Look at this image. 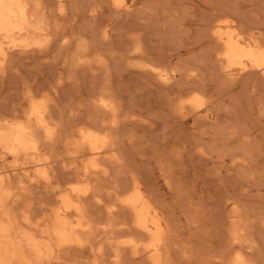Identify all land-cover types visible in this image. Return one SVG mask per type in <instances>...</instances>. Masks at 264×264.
Listing matches in <instances>:
<instances>
[{"label":"rangeland","instance_id":"obj_1","mask_svg":"<svg viewBox=\"0 0 264 264\" xmlns=\"http://www.w3.org/2000/svg\"><path fill=\"white\" fill-rule=\"evenodd\" d=\"M42 1L50 6V11L57 7V0ZM52 1L56 6L52 7ZM108 1L64 0L70 19L59 25L61 28L67 26L64 27L71 35L67 37L72 48L84 46V43L88 51L84 59L87 57L89 65H85L81 73L60 71L68 54L56 49L59 43L54 45L52 37V43H48L49 36L46 41H43L45 37H39L43 45H31L33 57H19L21 47L9 52L12 55H8V67L3 76L7 83L0 82V122L14 120L13 123L19 121L15 124L18 125L22 119L24 123L22 115H26L33 104H40L41 111H46L50 122L55 121V124L51 126L53 139L43 132L50 141L36 130L40 137L37 140L35 135L39 149L42 145V156L37 157V161L42 159L43 164L35 160L31 166L26 163L29 159L25 161L24 158L19 161L21 164H16L0 147V155L5 157L0 162L1 167L8 175V183H12H9L11 188L7 183L12 195L9 194L10 199L3 197L4 200L8 198L9 206L4 203L7 210L3 208L2 215L5 218L7 213L4 212L10 209L8 215L14 217H7L16 220L17 227L20 222V228L28 229L26 223H31L30 220L29 228H35L38 222V226L45 225L50 214L61 208L60 196L72 188L71 194L77 191L73 194L75 197L72 195L73 200L77 199L76 203L85 210V220H71L83 242L79 239V244L59 247L52 241L56 250L50 264H236L235 261L237 264H264V82L259 75L247 77L248 72L228 80L219 68L216 59L219 47L210 30L214 23L223 28L228 23L238 32L260 37L264 43V0H123L130 8L119 9L111 8ZM76 35L82 38L76 43L79 46L75 45ZM18 39L16 44H22ZM23 42L33 43L30 39ZM45 45H49L46 49L51 52L43 56L40 51L45 50L42 49ZM93 48H97L96 52L91 50ZM89 66L96 72H89ZM148 68L163 70L162 73L172 79H169L168 88L147 75L145 69ZM63 77L66 81L73 77L78 80L73 78L67 83ZM27 80L29 84L25 85ZM55 80L60 81V86ZM106 83L110 89H106L107 93L102 89L103 92L112 94L114 89L116 95L102 92V99H97ZM194 96L200 98L199 107L189 104ZM95 98L100 100L103 110L107 111L108 106L115 109L104 112L98 102L93 101ZM182 99L185 104L188 101L186 117L179 109ZM47 112L53 116L51 119ZM80 129H91L101 136L99 146L102 145L103 151L100 150L102 155H97L96 160L100 161L96 164V160L93 164L89 161L91 157L94 159L89 151L85 155L88 148L85 150L83 143H79L82 138L78 141L82 137ZM78 144H81L80 151L84 148V153L77 150ZM45 164L46 177L52 179L49 180L52 186L44 182L45 176H40L43 173L35 175L36 181L25 176V169L34 173L39 165ZM19 166L26 167H21V171ZM135 185L149 200L151 213L156 210L153 215L158 214L161 219L163 230L158 238L142 234L135 226L134 212L124 205ZM230 236L236 239L241 236V243L237 246L238 240H231Z\"/></svg>","mask_w":264,"mask_h":264},{"label":"bare ground","instance_id":"obj_2","mask_svg":"<svg viewBox=\"0 0 264 264\" xmlns=\"http://www.w3.org/2000/svg\"><path fill=\"white\" fill-rule=\"evenodd\" d=\"M42 0H0V75H1V79H0V82H2L1 84H3L4 82V75H6L5 73V67H8L6 65H8L7 63V60H8V57L11 56L9 55V52L10 50H16V48H19L20 47L22 49V51L19 50V53H18V56H22L23 58L25 59H28V57L32 54H34L32 52V48H31V45L33 46H39L40 44L43 45V42L40 43L39 42V37H45L43 39V41H46V38L48 39V36L51 38H53V44L55 45L59 43V45L56 47V49H58L61 53H67L66 55L68 56V59L67 60H63L62 59V62L64 61V66H62L60 68V71L63 73V72H67V71H71L72 74L76 75L78 72L80 71H84V69L86 68L88 64V59L87 57L84 59V57L87 55L88 51H87V47H84L86 46L84 43L83 45L84 46H81V47H84V48H81V47H73V45H70V40L68 39L67 37V34L65 29L66 27H63L61 28V26L59 25V23H61L62 21H66L68 19H70L69 17H67V14H66V4L64 2V0H57V7H54L56 9H52L51 11L48 10L50 8L46 6L45 2H41ZM85 0H83L84 2ZM110 1V4H111V8H115V9H119V8H130L128 5L125 4V2L123 0H109ZM109 1L107 3H109ZM55 2V1H54ZM88 2V1H86ZM53 3V1L51 2ZM71 3V2H70ZM69 3V4H70ZM75 3V2H74ZM74 3H71V4H74ZM98 3V2H96ZM102 3V2H101ZM68 4V5H69ZM53 5H55V3L52 4V7ZM85 5H88V4H85ZM56 6V5H55ZM91 6V5H90ZM96 5H94L95 7ZM105 6V5H104ZM89 7V6H88ZM97 8V6H96ZM95 8V9H96ZM102 8V7H101ZM133 8V7H131ZM98 9H99V6H98ZM114 9V10H115ZM124 10V9H123ZM90 11H91V8H90ZM94 11V10H93ZM117 11V10H115ZM225 11V10H224ZM118 12V11H117ZM103 13V12H101ZM75 14V13H73ZM72 15V14H71ZM78 15V14H77ZM91 15V14H90ZM89 15V16H90ZM98 15V14H97ZM115 15V14H114ZM119 16V15H118ZM74 17V16H73ZM77 17V16H75ZM93 17V16H92ZM101 17V16H100ZM72 19V18H71ZM75 20V18H73ZM218 20V19H217ZM215 22V20H214ZM217 22V21H216ZM63 23V22H62ZM65 23V22H64ZM67 23V21H66ZM102 23V22H101ZM101 23H98L99 25ZM97 24V26H98ZM149 24V23H148ZM216 23H214V25H212L210 27V30L212 31V36L214 41L216 40L217 42V46L219 47V50H218V57L216 55V59L218 60L219 64H220V67L221 70L224 72L223 75H225L227 77L228 80H235V78H237V76H239V74L241 73H249V76L247 75V77L249 78H252L250 76H255V75H259V77L262 79V82H264V43H263V40H260L259 38H257L255 35H249L247 33L248 36H254V37H248L246 35V33H242L241 32H238L234 27L233 25L231 24H228L227 23V26L226 27H221L220 25H215ZM52 25H54V28H52ZM60 26V27H59ZM69 26V25H68ZM81 27V26H80ZM102 27V25H101ZM72 28V27H71ZM104 28V27H103ZM113 28V27H112ZM75 29V28H74ZM106 29V28H105ZM67 30V29H66ZM100 30V29H99ZM98 30V31H99ZM104 30V29H103ZM71 31V29H70ZM76 30H73V32H75ZM102 32V31H100ZM71 33V32H70ZM76 33H79V32H76ZM91 33V32H90ZM104 33V32H103ZM108 33V32H107ZM73 34V33H72ZM83 34V33H82ZM98 34V32H97ZM246 36H245V35ZM69 35V34H68ZM74 35V34H73ZM81 35V33H80ZM132 35V34H131ZM261 35V34H260ZM71 36V35H69ZM78 37L77 41L78 42H75V45L79 46V39L81 40L82 38H80V36H77ZM85 36H83L84 38ZM100 37V36H98ZM106 37V35H105ZM256 37V38H255ZM264 37V36H263ZM19 38V39H18ZM52 38L50 39L51 41L49 42V39L47 40L48 43H52ZM86 38V37H85ZM84 38V40H85ZM104 38V37H103ZM262 38V37H261ZM17 39L18 41L19 40H22L20 41V43L22 44H16L17 42ZM31 40L33 41V43L31 42V44H29L28 41L27 43L26 42H23L25 40ZM41 39V40H42ZM70 39H73L72 37ZM100 39V38H99ZM101 39H102V36H101ZM263 39V38H262ZM137 40V39H135ZM133 40V41H135ZM139 40V39H138ZM137 40V41H138ZM74 41V39L72 40ZM76 41V40H75ZM83 41V40H82ZM89 41V40H88ZM140 41V40H139ZM81 42V41H80ZM136 42V41H135ZM142 42V40H141ZM47 43V44H48ZM78 43V44H76ZM87 44V43H86ZM91 44V43H90ZM106 44V43H105ZM142 44V43H141ZM148 44V43H147ZM41 45V46H42ZM50 45V44H49ZM49 45H45L43 46L44 48L42 49H45L43 51H40L43 53V56L45 55H49L51 50L50 49H46L47 46ZM82 45V44H81ZM92 45V44H91ZM99 44H97L96 46H98ZM117 45V44H116ZM215 45V44H214ZM88 46V45H87ZM93 46V45H92ZM53 47V46H52ZM51 47V49H52ZM90 48V46H88ZM217 47V48H218ZM36 48V47H34ZM54 48V47H53ZM86 48V49H85ZM88 48V50H89ZM101 48V47H100ZM120 48V47H119ZM138 48V47H137ZM151 48V47H150ZM131 49V48H130ZM129 49V50H130ZM134 49V48H133ZM39 48H37V51H36V54L39 53ZM41 50V48H40ZM91 50H94L91 49ZM97 50V48H96ZM96 50H94L96 52ZM34 51V50H33ZM56 51V50H55ZM122 51V50H121ZM136 51V50H135ZM142 51V50H141ZM156 51V50H154ZM38 52V53H37ZM90 52V50H89ZM98 52V51H97ZM102 52V51H100ZM132 52V51H131ZM138 52V51H137ZM140 52V51H139ZM11 53V52H10ZM92 52H90L91 54ZM99 53V52H98ZM134 53V52H133ZM142 52H140L141 54ZM41 54V53H40ZM54 54V52H53ZM65 54L62 56L64 57ZM89 54V55H90ZM96 54V53H95ZM129 54V52H128ZM139 54V53H138ZM9 55V56H8ZM31 55V56H32ZM39 55V54H38ZM37 55V56H38ZM42 55V54H41ZM56 55H59L60 57V54H58V52H56ZM98 56V55H97ZM205 56V55H204ZM33 57V56H32ZM36 57V56H34ZM57 57V56H55ZM58 57V58H59ZM53 58V57H52ZM67 58V57H66ZM88 58H90V56H88ZM30 59V58H29ZM37 59V58H36ZM35 59V60H36ZM57 58H53V60ZM61 59V57H60ZM59 59V60H60ZM65 59V57H64ZM83 59L87 62L84 63ZM87 59V60H86ZM91 59V58H90ZM21 60V59H20ZM42 60H45L44 58ZM97 60H100V59H96ZM128 60V59H126ZM26 61V60H25ZM90 61V60H89ZM129 61V60H128ZM137 61V60H136ZM54 62V61H53ZM61 62V63H62ZM92 62V61H91ZM112 62V61H111ZM180 62V61H179ZM217 62V61H216ZM93 63V62H92ZM101 63V62H100ZM127 63V62H126ZM132 63V62H131ZM19 64V63H18ZM62 64V65H63ZM86 65V66H85ZM91 65V63H90ZM111 65V64H110ZM129 65V63H128ZM97 66V65H96ZM139 66V65H138ZM147 66V65H146ZM145 66V68H146ZM94 67V65H93ZM136 67V66H135ZM141 67V66H140ZM149 67V66H148ZM154 67V66H153ZM12 68V67H11ZM88 68V67H87ZM132 68V67H131ZM26 69V68H25ZM89 69H91L89 72H93L95 70H93V68H90L89 66ZM88 69V70H89ZM116 69V68H115ZM129 69V68H128ZM127 69V70H128ZM146 72H147V75L150 74L151 76H153L156 80L160 81L164 88H168V84L170 85L172 79L171 78H167L165 74H163V70H158V69H145ZM7 71V70H6ZM168 71V70H167ZM13 72V71H12ZM96 72V71H95ZM94 72V74H96ZM112 72V71H111ZM14 73H16L14 71ZM40 73V72H39ZM58 73V71H57ZM81 73V72H80ZM145 73V71H144ZM165 73V72H164ZM61 74V73H60ZM58 74V75H60ZM63 75V74H62ZM62 75L61 77H59L58 79L61 81V78H62ZM65 75V74H64ZM73 75V76H74ZM79 75V74H78ZM149 75V76H150ZM168 77H169V74H167ZM23 76V75H22ZM81 76V75H80ZM91 76L93 77V73H91ZM97 76V75H96ZM102 76V75H101ZM123 76V75H122ZM45 77V76H44ZM76 77V76H75ZM75 77H73L75 79ZM84 77V76H83ZM89 77V76H88ZM193 77V76H192ZM66 81V78L63 77ZM68 78V77H67ZM67 79L70 81L74 80V79ZM95 78V76H94ZM112 78V77H111ZM124 78V77H123ZM220 78V77H219ZM56 79V78H54ZM102 79V78H101ZM109 79V77H108ZM171 79V80H169ZM195 79V78H194ZM226 79V78H225ZM78 80L77 78L75 79V81ZM94 80V79H93ZM107 80V78H106ZM227 80V81H228ZM249 80V79H248ZM36 80H34L35 82ZM60 81H56L54 83L58 84ZM63 81V79H62ZM69 81H66L67 83ZM247 81V80H246ZM6 82V81H5ZM4 82V83H5ZM25 85L29 84L27 83V81H25ZM30 82V81H29ZM33 82V81H31ZM30 82V84H31ZM38 82V81H37ZM36 82V83H37ZM52 82V83H53ZM74 82V81H73ZM103 82V81H102ZM159 82V83H160ZM7 83V82H6ZM62 83V82H61ZM75 83V82H74ZM73 83V84H74ZM236 83V82H235ZM248 83V82H247ZM23 84V82H22ZM35 84V83H34ZM42 84V83H41ZM77 84V83H75ZM93 84V83H91ZM95 84V83H94ZM93 84V85H94ZM37 85V84H35ZM59 85V84H58ZM92 85V86H93ZM100 85V84H99ZM112 85V84H111ZM110 85V86H111ZM22 86V85H21ZM24 86V85H23ZM60 86V85H59ZM78 86V84L76 85ZM91 86V88H92ZM104 86V84H103ZM101 86V87H103ZM25 87V86H24ZM96 85H94L93 88H95ZM36 88V86H35ZM38 88V87H37ZM44 88V87H43ZM34 89V88H33ZM74 89V88H73ZM106 92V89H110L109 86H107V83L106 85L101 88V95L97 96V99L98 97H101L102 96V92L103 90ZM29 90V89H28ZM167 90V89H166ZM25 91H27L25 89ZM42 91H45V90H42ZM96 91V90H95ZM97 91H99V89L97 88ZM99 91V92H100ZM116 91V90H115ZM114 89H113V92L115 93ZM175 91V90H174ZM32 91H30L31 93ZM105 92H103L105 95H112L111 92L110 94H106ZM109 92V91H108ZM117 92V91H116ZM33 93V92H32ZM43 93V92H42ZM27 94H29L27 92ZM199 94V93H198ZM39 95V94H38ZM42 95V94H41ZM76 95V94H75ZM88 95V94H86ZM116 95V93H115ZM184 95V94H183ZM45 96V94L43 95ZM114 96V95H113ZM168 96V95H167ZM201 96V95H200ZM29 97V95L27 96V98ZM46 97V96H45ZM85 97V96H84ZM103 101L105 100L106 101V96L103 95ZM202 97V96H201ZM42 99V98H41ZM45 99V98H44ZM75 99V98H74ZM97 99L95 98V100H93L94 102H98L100 100L97 101ZM102 99V97H101ZM109 99V98H108ZM28 100V99H27ZM33 100V99H32ZM37 100V99H36ZM108 101V100H107ZM163 101V100H162ZM183 102H181V106L179 107L180 109V113L186 117V115H188V113H186L188 110L187 105L184 103V99H182ZM35 102V101H34ZM83 102V101H82ZM28 103V102H27ZM109 104V102H107ZM111 103V102H110ZM200 103V98L198 96H194L192 97L191 99H189V104L191 106H194V107H199ZM31 104V103H30ZM99 104V102H98ZM95 105V106H99V105ZM201 104V103H200ZM203 104V103H202ZM29 105V104H28ZM32 105V104H31ZM40 105V104H39ZM39 105H34L31 107L28 108L30 109L28 113H26V115H22L24 116V123H22V119L20 120V124L18 125H15L17 124V122L19 121H15L16 123H13V121H11V123L9 122H6V123H1L0 122V147L4 150V151H1V152H4L9 154L10 157L13 158V160L15 161L16 164L20 163L19 161L23 158L24 160L26 159H29L32 158L34 160L31 159L30 162H28L29 160H27L26 163H32V161L35 162V160L37 161V157H40L42 156L41 153H40V149L42 148V145L41 148L39 149L38 147V143L36 142V139H35V135H37L36 133V130L38 133H41L40 136H42V134H46L47 138H51L52 137V131H51V126H53L55 124V121H51L48 119V116H46V111L45 113L41 111V108H39ZM103 105V104H102ZM106 105V104H105ZM110 105V104H109ZM117 105V104H116ZM165 105V104H164ZM44 105H42L43 107ZM82 106V105H81ZM94 106V107H95ZM101 106V105H100ZM115 106V105H114ZM45 107V106H44ZM96 107V108H97ZM104 107V106H103ZM102 109V106L99 107ZM109 108V109H108ZM44 108H42L43 110ZM63 109V108H62ZM98 109V108H97ZM107 111H109L110 113V110L113 112L112 109H110V106L107 107ZM202 109V108H201ZM106 110V108H105ZM103 110L104 112H107ZM87 111V110H86ZM91 111V110H90ZM190 111V110H189ZM26 112V111H25ZM170 112V111H169ZM207 112V111H206ZM24 113V112H23ZM108 113V112H107ZM197 113V112H196ZM48 114V112H47ZM21 115V114H20ZM48 115H51V114H48ZM105 115V114H104ZM192 115V114H191ZM208 115V113H207ZM182 116V118H183ZM199 117V115H197ZM18 117V116H17ZM50 117V116H49ZM53 116L51 115L50 119L52 118ZM93 117V116H92ZM103 117V116H102ZM1 118V117H0ZM55 118V117H54ZM93 119V118H92ZM7 120V119H6ZM101 120V119H100ZM22 121V122H21ZM80 121V120H79ZM93 121V120H92ZM99 121V120H97ZM5 122V121H3ZM100 123V122H99ZM83 124V123H82ZM82 127V126H81ZM79 127V128H81ZM87 127V126H86ZM85 126H83L82 128H86ZM54 128V127H53ZM64 128V127H63ZM78 128V129H79ZM82 130V129H80ZM79 130V132H80ZM44 132V133H43ZM56 133V132H54ZM66 133V132H65ZM44 134V136H45ZM67 134V133H66ZM79 133H77V137H80L78 135ZM102 134V133H101ZM56 135V134H53V136ZM80 135H82V137L78 138V141L81 139V141H79V143H83L82 145L85 146V150L86 148H88V150L85 152V150H83L84 146L82 147V151H80L79 149L80 148V145L77 146V150L81 152H85V155L86 154H89V152L92 154L90 156H94V159H92L91 157V160L89 161H92V164H93V161H95L98 157L97 155L100 154V150H102L103 148L101 146H99L100 143V137L98 136L97 132H93L90 130H82V132L80 133ZM43 136V137H44ZM46 136L44 137L46 139ZM66 137V136H65ZM38 138L37 140H39V136L37 135ZM54 137H52L53 139ZM62 138V137H60ZM59 138V139H60ZM51 139V140H52ZM48 141H50L49 139H46ZM103 140V139H102ZM40 142V141H38ZM44 142V140H43ZM53 142V140H52ZM76 142V141H75ZM102 142V141H101ZM104 142V141H103ZM61 143V142H60ZM78 143V142H77ZM76 143V145H77ZM41 144V143H40ZM50 144V143H49ZM57 144V143H56ZM105 145V143H103V146ZM157 145V144H156ZM171 145V144H170ZM107 146V145H105ZM109 146V145H108ZM113 146V145H112ZM69 147V146H68ZM79 147V148H78ZM74 148V147H73ZM105 148V147H104ZM173 148V147H171ZM106 149V148H105ZM104 149V150H105ZM109 149V148H108ZM173 150V149H172ZM176 150V149H175ZM78 151V152H79ZM89 151V152H88ZM103 151V150H102ZM106 151V150H105ZM104 151V152H105ZM108 151V150H107ZM106 151V152H107ZM0 152V153H1ZM77 152V153H78ZM105 152V154H107ZM112 152V151H111ZM43 153H45V151H43ZM178 153V152H177ZM4 154L2 156H4ZM79 154V153H78ZM103 154V155H105ZM39 155V156H38ZM76 155V154H75ZM83 155V154H81ZM116 155V154H115ZM0 155V162H2V158L5 159V157H2ZM6 156V154H5ZM45 156V155H44ZM48 156V155H47ZM79 156V155H78ZM89 156V157H90ZM8 157V156H6ZM100 157V156H99ZM110 157V156H109ZM41 158V157H40ZM44 159V158H43ZM50 159V157H49ZM102 159V157H101ZM25 160V161H26ZM42 160V159H41ZM41 160H39L41 162ZM47 160V159H46ZM110 160V159H109ZM39 161H37L38 163H40ZM88 161V162H89ZM98 161H100L98 159ZM98 161L96 160L95 161V164L98 163ZM6 162V161H4ZM3 162V163H4ZM23 162V161H21ZM33 162V164H34ZM36 162V163H37ZM45 161H43L44 163ZM106 162V161H105ZM24 163V162H23ZM25 163V164H26ZM35 163V164H36ZM37 163V164H38ZM42 162L40 164H43ZM49 163V162H48ZM48 163L46 162V164L48 165ZM76 163V162H75ZM91 162L88 163V165L90 164ZM103 163V162H102ZM21 164V163H20ZM36 164V165H37ZM46 164L42 166V168H39L41 167L39 165L38 169L36 170V172L32 173V171H28V169H25L24 172H26L25 176L27 175L28 176V179H32L34 181H36L37 177L35 178V175H39L41 173H43L42 175L40 176H43L45 178V183H48L49 184V179L48 177H46ZM78 164V163H76ZM108 164V163H107ZM1 163H0V264H50V260H52L53 256V252H54V249L56 250V247L53 248L52 246V241L56 242L58 244L59 247H66V246H72V244H79L80 241V237L81 234H80V237L78 238L79 234H78V231H77V227L72 223L73 221V218H77L78 220H85V217L83 219V216H84V213L83 211H85L83 208L81 209V207L79 206L78 203H76L77 199H75L76 201L73 200V196L75 197L77 191H75V195H73L74 193L71 194V190L72 188L68 191L66 194H64L65 192L64 191H61V192H64L62 196H60L59 198V202H60V207H58V209L56 210L55 209V212L52 214H50V218H47L48 216H46L45 218H47V221H50L48 224L47 221H45V225H40L37 226L34 228H29L31 227L32 225V221L30 220L31 223H26V225L28 226V229L26 227L24 228H20L19 226L21 224H19L17 222V224L19 225L18 227L16 226V220L12 221L10 220L9 218L13 219L12 217L14 216H11L10 217V214L8 215V213L10 212V209H9V212H4L7 213L5 214V218H8L7 216H9L8 219H5L4 216L2 215V212L1 210L3 208H5L8 202V198H9V194L12 195V191L10 193V190L11 189H8V187L10 186L9 182V179H8V175L6 173H4V169H2L1 167ZM28 165V164H26ZM35 165V168L37 167ZM75 165V164H74ZM83 165V164H82ZM91 165V164H90ZM6 166V164H4V167ZM18 167V165H16ZM15 166V167H16ZM32 166V164H31ZM50 166V164H49ZM94 166V165H93ZM97 166V165H96ZM3 167V168H4ZM20 167V166H19ZM22 168L24 166H21ZM21 167H20V170H21ZM26 167V166H25ZM24 167V168H25ZM29 167V166H28ZM48 167V166H47ZM88 167V166H87ZM98 167V166H97ZM95 167V168H97ZM100 167V165H99ZM102 167V166H101ZM100 167V168H101ZM110 167V166H109ZM50 167H48L47 170H50L49 169ZM79 168V167H78ZM77 168V169H78ZM94 168V167H93ZM99 168V169H100ZM7 169V168H6ZM17 168H14V170H16ZM32 169V167H31ZM52 169V168H51ZM84 169V168H83ZM88 169V168H87ZM3 170V171H2ZM13 170V169H11ZM30 170V168H29ZM79 170V169H78ZM7 171V170H6ZM22 171V170H21ZM53 171V170H52ZM58 171V170H57ZM97 171V170H96ZM15 172V171H14ZM19 172V170L17 171ZM84 172V170H83ZM16 173V172H15ZM56 173V172H55ZM80 173V172H79ZM21 174V173H20ZM18 174V176L20 175ZM51 174V173H50ZM77 174V173H75ZM84 175L86 174L85 172L83 173ZM82 174V175H83ZM81 175V174H80ZM79 175V176H80ZM103 175V174H102ZM22 176L24 177V174H22ZM21 176V177H22ZM26 176V177H27ZM48 176H49V173H48ZM42 177V179H43ZM68 177V176H67ZM82 177V176H81ZM25 178V177H24ZM35 178V179H34ZM41 178V177H40ZM61 178V177H60ZM20 179V178H19ZM17 180V179H15ZM41 180V179H40ZM52 180V179H51ZM12 181V180H11ZM19 181V180H18ZM17 181V182H18ZM22 181V180H21ZM27 181V180H26ZM23 182V181H22ZM21 182V183H22ZM99 182V181H98ZM97 182V183H98ZM7 183L9 184V186L7 187ZM16 183V182H15ZM14 183V184H15ZM25 183V182H23ZM34 183V182H33ZM40 183V182H39ZM60 183V182H59ZM78 183V182H77ZM12 184V183H11ZM27 185V184H25ZM50 185V184H49ZM53 184H51L50 186H52ZM14 186V185H13ZM23 186V185H22ZM37 186V185H36ZM74 186V185H73ZM77 188H78V185H76ZM136 186V185H135ZM138 186V185H137ZM136 186V187H137ZM24 187V186H23ZM79 187H81L79 185ZM130 187V186H129ZM134 187V186H132ZM135 188V190H133L132 194L129 196H127V198L124 200V205L127 206V208L129 207V209L131 211L134 212V220H135V226L138 230L142 231V234H148V236H152V237H156L158 238V236L160 235V231L163 230L161 229V223H160V220L158 218V214L156 215H153L155 214L154 212V209L152 210L153 213H151V207L150 205L148 204L147 200H146V197H144V195L142 194V192L140 191V188L138 189V187ZM11 188V186H10ZM37 188V187H36ZM65 188V187H64ZM82 188V187H81ZM103 188V187H102ZM80 189V188H79ZM14 190V189H13ZM25 190V189H24ZM97 190V189H96ZM32 191V190H31ZM60 191V190H59ZM81 191V190H80ZM99 191V190H98ZM16 192V191H15ZM60 192V194H61ZM80 193V192H79ZM82 193V192H81ZM83 194L85 195V191H83ZM14 195V194H13ZM17 195V194H16ZM49 195V194H48ZM73 195V196H72ZM80 195V194H79ZM79 195H77L78 199H79ZM96 195V194H95ZM4 196H7L8 198L4 200ZM81 196V195H80ZM152 196V195H151ZM4 197V198H3ZM3 198V199H2ZM82 198V197H80ZM2 199V200H1ZM10 199V198H9ZM234 199V198H233ZM4 200V201H3ZM7 200V202H6ZM14 200V199H13ZM82 200V199H81ZM91 200V199H90ZM2 201H3V204H2ZM79 201V200H78ZM117 201V200H116ZM149 201V200H148ZM16 202V201H15ZM83 202V200H82ZM81 202V203H82ZM151 202V201H150ZM149 202V203H150ZM4 203H6V205H4ZM46 203V202H45ZM123 203V202H122ZM10 204V203H9ZM12 204V203H11ZM4 205V207H3ZM9 206V205H8ZM59 206V204H58ZM82 206V205H81ZM84 206V205H83ZM110 206V205H109ZM112 206V205H111ZM9 208V207H8ZM27 208V207H26ZM86 209V208H85ZM123 209V208H122ZM231 209V208H230ZM5 210H7L5 208ZM13 210V209H11ZM125 210V209H124ZM14 211V210H13ZM36 212V211H35ZM48 212V211H47ZM49 212V213H50ZM13 213V212H12ZM86 214V213H85ZM2 215V216H1ZM12 215V214H11ZM16 215H18L16 213ZM38 215V214H37ZM48 215V214H47ZM124 215V214H123ZM153 215V216H152ZM237 215V214H236ZM242 215V214H241ZM245 215V214H244ZM23 216V215H22ZM28 216V214H27ZM115 216V214H114ZM229 216V214H228ZM30 217V216H29ZM29 217H27L28 219H30ZM20 218V217H19ZM24 218V217H23ZM27 218L25 219L26 221ZM17 219V218H16ZM33 219V218H32ZM35 219V218H34ZM40 219V218H39ZM132 219V218H131ZM20 219H18L19 221ZM36 220V219H35ZM46 220V219H45ZM72 220V221H71ZM234 220V219H233ZM239 221V220H238ZM15 222V223H14ZM74 222V221H73ZM243 222V221H242ZM81 223V222H80ZM230 223V222H229ZM237 223V222H236ZM244 223V222H243ZM28 224H31L30 226ZM35 224V223H33ZM131 224V223H130ZM25 225V224H24ZM25 225V226H26ZM78 225V224H77ZM23 226V224H22ZM21 226V227H22ZM82 226V225H81ZM107 226V225H106ZM83 227V226H82ZM130 227V226H129ZM243 227V226H241ZM238 228V227H237ZM247 228V227H246ZM84 229V228H83ZM87 230V229H86ZM228 230V229H227ZM236 230V229H235ZM84 231V230H82ZM132 231V230H131ZM247 231V230H246ZM87 232V231H86ZM84 233V232H82ZM137 233V232H136ZM231 233V232H230ZM85 234V233H84ZM234 234V233H233ZM86 235V234H85ZM235 235V234H234ZM231 237V240L234 238L235 240H238V242H235V244H237L238 246V243H241L239 240V238H241V236H237L238 239H236L235 236H230ZM83 238V237H82ZM244 238V237H243ZM155 239V238H154ZM82 241V239H80ZM149 240V239H148ZM156 240V239H155ZM83 242V241H82ZM116 242V241H115ZM233 242V241H232ZM234 243V242H233ZM232 243V244H233ZM137 244V243H136ZM163 245V244H162ZM230 245V244H229ZM160 246V245H159ZM236 246V245H235ZM240 246V244H239ZM233 247H234V244H233ZM235 248V247H234ZM238 248V247H237ZM81 249V248H80ZM162 249V248H161ZM164 249V247H163ZM240 249V248H239ZM131 250V249H130ZM235 250V249H234ZM101 251V250H100ZM144 251V250H143ZM155 251V250H154ZM162 251V250H161ZM239 252H241L240 250H238ZM56 252V251H55ZM138 252V251H137ZM146 252V251H145ZM237 252V251H236ZM238 252V253H239ZM234 253V252H233ZM74 254V253H73ZM156 255V254H155ZM234 255V254H233ZM232 255V257H233ZM240 255L242 256V253H240ZM52 256V257H51ZM230 256V255H229ZM152 257V255H151ZM236 257H240V256H237L236 254ZM52 258V259H51ZM157 258V257H156ZM234 258V257H233ZM116 259V257H115ZM229 259V258H228ZM237 259V258H236ZM243 259V258H242ZM230 260V259H229ZM228 260V261H229ZM245 260V259H244ZM94 261V260H93ZM234 261V260H233ZM238 262V261H237ZM237 262L235 261L234 263L237 264ZM79 263V262H78ZM97 263V262H96ZM151 263V262H150ZM161 263V262H160ZM92 264V263H91ZM159 264V263H158ZM228 264V263H227ZM231 264V262L229 263Z\"/></svg>","mask_w":264,"mask_h":264}]
</instances>
